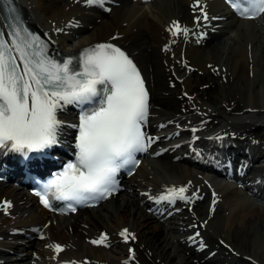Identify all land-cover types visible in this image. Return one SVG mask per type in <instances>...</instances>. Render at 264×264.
Here are the masks:
<instances>
[{"label": "bare ground", "instance_id": "1", "mask_svg": "<svg viewBox=\"0 0 264 264\" xmlns=\"http://www.w3.org/2000/svg\"><path fill=\"white\" fill-rule=\"evenodd\" d=\"M16 1L54 51L111 42L133 59L149 92L144 131L158 144L155 161L161 169L143 168V159L122 191L67 216L43 209L26 190L0 182V202L12 205L7 212L0 209V264H264V200L249 201L246 193L257 179L264 187V165L250 181H240L243 189L211 186L197 177L201 172L192 160L198 154L190 143L199 137L208 156L225 162L213 144L220 140L240 144L224 149L233 158L247 157L245 148L264 156V18L232 19L219 0H201L209 21L199 26L194 0L144 5L104 0L102 6L85 0ZM172 21L189 29L187 38L168 31ZM65 29L83 30V36L75 45L64 44ZM196 38L202 43L195 44ZM58 119L72 121L60 111ZM177 126L181 129L170 139L157 133ZM208 130L211 134L202 137ZM184 136L189 139L181 142ZM181 186L187 187L189 199H176L161 210L170 202L157 198ZM152 206L159 207L153 212ZM125 228L135 240L124 241L119 233ZM101 233L107 234V243H91ZM52 243L63 251L56 253L48 246Z\"/></svg>", "mask_w": 264, "mask_h": 264}, {"label": "snow or ice", "instance_id": "2", "mask_svg": "<svg viewBox=\"0 0 264 264\" xmlns=\"http://www.w3.org/2000/svg\"><path fill=\"white\" fill-rule=\"evenodd\" d=\"M85 2L102 6L104 0ZM226 2L242 18L255 19L264 14V0ZM192 8L200 13L194 17L197 26L200 21H209L201 0H194ZM15 11L9 8L12 19L17 21L10 25V39L0 32V149L25 158L30 153L43 154L61 143L59 136L65 122L58 119V112L66 106L77 107L78 124L67 125L77 130L75 158L35 192L45 208L53 207L52 200L68 201V210L75 212L73 204L114 194L118 189L117 174L138 165L136 153L145 152L154 142L155 138L144 131L149 93L136 63L120 47L111 42L98 43L83 49L78 57L59 62L47 54L38 36L23 27ZM168 31L174 37L189 35V29L178 21H172ZM186 192L185 186L168 188L157 202L188 200ZM213 197L215 204V193ZM11 206L10 201L0 202L5 212ZM119 235L125 242L136 239L127 228ZM195 235L199 237L200 233ZM107 241V234L101 233L91 243L105 245ZM48 246L56 253L63 251L58 243ZM129 253L134 258L131 248Z\"/></svg>", "mask_w": 264, "mask_h": 264}, {"label": "rangeland", "instance_id": "3", "mask_svg": "<svg viewBox=\"0 0 264 264\" xmlns=\"http://www.w3.org/2000/svg\"><path fill=\"white\" fill-rule=\"evenodd\" d=\"M82 36H83V33H78V34H75V35H71L70 37H69V40H70V42L72 43V44H76L77 43V41H79L81 38H82ZM149 163L148 164H145V166H144V168L145 169H153V167L154 166H157V167H159L158 166V164H157V162L154 160V161H148ZM160 168V167H159ZM161 169V168H160ZM213 184L214 185H219L220 186V184L218 183V182H213ZM218 187V186H217ZM248 200V199H247ZM249 201H250V199H249ZM16 251H19V250H16Z\"/></svg>", "mask_w": 264, "mask_h": 264}]
</instances>
